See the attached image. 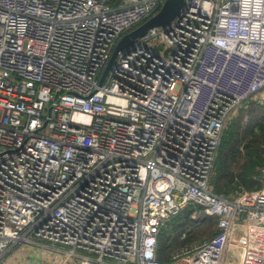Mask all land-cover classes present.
Here are the masks:
<instances>
[{"label": "built area", "instance_id": "built-area-1", "mask_svg": "<svg viewBox=\"0 0 264 264\" xmlns=\"http://www.w3.org/2000/svg\"><path fill=\"white\" fill-rule=\"evenodd\" d=\"M166 1L0 0V264L47 243L76 264H264V191L212 187L228 122L264 90V0H184L101 84ZM187 207L216 234L159 260Z\"/></svg>", "mask_w": 264, "mask_h": 264}, {"label": "trees", "instance_id": "trees-1", "mask_svg": "<svg viewBox=\"0 0 264 264\" xmlns=\"http://www.w3.org/2000/svg\"><path fill=\"white\" fill-rule=\"evenodd\" d=\"M109 2L113 7L120 4V0ZM236 162H240V165L237 171H234L232 166ZM263 168L264 104L248 101L246 107L230 120L224 130L212 178L213 190L216 194L224 196L242 191L262 190L264 176L260 170ZM193 211V207H187L163 229L158 239L159 260L168 262L175 251L190 247L194 242H205L209 239L205 236L207 234L211 235L210 238L216 234V219L205 217L193 220ZM206 222L210 226L213 225V233L210 227L206 229ZM203 228V232L199 233ZM183 234H186L185 238H182Z\"/></svg>", "mask_w": 264, "mask_h": 264}, {"label": "rangeland", "instance_id": "rangeland-1", "mask_svg": "<svg viewBox=\"0 0 264 264\" xmlns=\"http://www.w3.org/2000/svg\"><path fill=\"white\" fill-rule=\"evenodd\" d=\"M248 101H252V102H255L257 104L263 105L264 104V90L261 91V92H259V93H257V94H255V95H253L252 97H250L248 99ZM247 102H245V103L243 102L238 107V109L232 115L231 119L234 116H236L239 113V111H241V109H243L244 107H246V103ZM239 165H240V162L234 163L233 166H232V170L237 171ZM260 172L264 176L263 169H261ZM262 191H264V187L262 188ZM205 217H207V216L204 215V214H201L200 215V218H198L197 220L202 219V218H205ZM208 218H210V217H208ZM205 227H206V229L210 227L209 229H211V231L213 233V230H214L213 225L210 226L206 222ZM203 230H204V228L203 229H200V231H198V230L197 231L199 233H201V232H203ZM205 236H208L209 239H210V236L211 235H208L207 234ZM201 241L202 240H200V241L198 240V242H201ZM244 241H245V237H244L243 232H241V236L238 239V242L244 244ZM261 242H262L261 237H258L257 244H258L259 247L261 245ZM194 243L197 244V242H194ZM48 244H50V243H47L44 247H32V246H27L26 244H22L19 247H17L6 258V263H8V264H76V262H71V263H68L67 262L66 263L65 262V257L63 255H61V253H57L58 252L57 246H51V245H48ZM23 249H27V250L32 249L35 253L33 255H30L29 252H24L23 253V256L20 259H18L17 256H18V254H21L22 253ZM239 252H240V249L239 248H235L233 245L230 246L228 248V250H227L226 259H225L226 262L227 263L237 262L238 259H239Z\"/></svg>", "mask_w": 264, "mask_h": 264}, {"label": "water", "instance_id": "water-1", "mask_svg": "<svg viewBox=\"0 0 264 264\" xmlns=\"http://www.w3.org/2000/svg\"><path fill=\"white\" fill-rule=\"evenodd\" d=\"M183 5H184V0H167L157 14H155L153 17L148 19L146 22L141 24L133 31L124 35L120 39L114 50L111 60L101 79V84L105 80L108 71L110 70L119 52L130 47L139 38L145 36L150 29L158 28V27H166L167 25H169L175 19V17L180 13Z\"/></svg>", "mask_w": 264, "mask_h": 264}, {"label": "crops", "instance_id": "crops-1", "mask_svg": "<svg viewBox=\"0 0 264 264\" xmlns=\"http://www.w3.org/2000/svg\"><path fill=\"white\" fill-rule=\"evenodd\" d=\"M24 252H29L30 255H33L35 253L32 249H29V250L23 249L22 253L18 254L17 258L20 259L23 256Z\"/></svg>", "mask_w": 264, "mask_h": 264}]
</instances>
